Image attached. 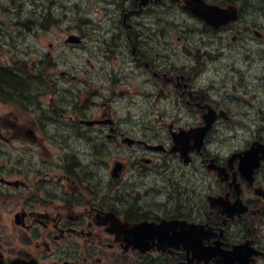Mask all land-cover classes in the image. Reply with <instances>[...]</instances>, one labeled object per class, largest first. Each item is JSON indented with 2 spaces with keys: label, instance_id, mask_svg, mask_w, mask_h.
<instances>
[{
  "label": "flooded vegetation",
  "instance_id": "flooded-vegetation-1",
  "mask_svg": "<svg viewBox=\"0 0 264 264\" xmlns=\"http://www.w3.org/2000/svg\"><path fill=\"white\" fill-rule=\"evenodd\" d=\"M102 1L112 10L79 33L81 73L13 80L0 98V264H264V160L249 183L231 159L249 139L216 142L231 118L264 116V82L239 87L264 67L244 74L222 53L264 41V0H205L237 8L241 23L217 29L185 12L195 0ZM100 73L106 88L91 84ZM214 115L183 155L179 131ZM250 131L264 141V122Z\"/></svg>",
  "mask_w": 264,
  "mask_h": 264
},
{
  "label": "rangeland",
  "instance_id": "rangeland-1",
  "mask_svg": "<svg viewBox=\"0 0 264 264\" xmlns=\"http://www.w3.org/2000/svg\"><path fill=\"white\" fill-rule=\"evenodd\" d=\"M18 2V4H23L21 6H18L17 10L15 11H10L9 9H5L3 10V8L7 5H9L11 10H14L13 6L10 3H15ZM52 2L49 3V0H2L0 2V62H4V63H10L11 59L14 60H19L22 57V54L24 53V55L26 56V60L30 61L33 59H37V54L33 53V50L28 48L27 46L23 47L22 45V41H23V37L19 36V34H17L16 28H15V23H17V21L19 19H21V17L24 15V11L26 10V8L28 7L27 4H29V6L32 7L33 10H36V12H40L42 8H44L46 11H48V9H50L52 12H57L59 13V9L65 10V7L62 8L63 2L60 0H51ZM70 8L71 10H81L84 11L85 9L88 8H92V7H98L99 9H101L102 11H105V13H107L109 10H112V6L109 5V3L106 1H102V0H72V2H70ZM33 6L35 8H33ZM98 12V11H97ZM57 28V27H56ZM58 29V28H57ZM260 31H262V29L258 28ZM11 34V35H10ZM60 33L58 32V35ZM27 41L29 43V45H36V47H40L42 49L48 50L50 47L49 45L52 43V46L55 47V39L53 38V36L50 33H45L40 35L39 38H35L33 36H28L27 37ZM260 45V43L256 40V38L254 37L253 34H250L248 37V46H251L254 48V46ZM54 49V48H53ZM262 50H259L257 53L253 54L254 55V64L252 69L250 70L249 67L246 68V66L248 65V61H245V66L242 64L237 63L238 69L239 71H243V73L245 74L246 71H248V75H254L256 76V74L258 73L256 68L259 64H264V49L261 48ZM121 49H117V57H118V61L115 64L116 68H119L121 71H123L122 73L128 71L126 70V66H127V61L124 62L125 60H127L128 58H124L126 55L124 53L120 52ZM243 49H238L236 52H239L241 54ZM246 51V50H244ZM76 49H72V48H68L67 51L64 53L63 57L65 58L64 60L58 61L57 62V66L54 68L55 69V76L53 77H57L60 78L62 77V74L65 72L70 73L71 75H76L77 73H81V71L83 70V67H81L82 63L85 62V58L80 59L79 55H77ZM43 56V55H42ZM74 56H76L74 58ZM93 57L98 59L99 61H101L104 65L105 68L104 70H106V65H107V60L105 58L102 57V55L100 53H96L93 54ZM261 58V59H260ZM91 62H93L95 65L93 66V68H90L92 71H96L98 69L97 67V62L95 61V59L91 58ZM115 62V60L110 61V65L113 66L112 64ZM100 65V64H99ZM121 65H124L121 67ZM114 67V66H113ZM108 69L110 70V67H108ZM45 72H47L45 77H48V73L50 72V70H46ZM78 77V76H77ZM262 79L261 78H252V80L250 81V78H243L242 80V84L239 87H243L244 89H246V82L252 84V85H257L258 83H262ZM124 84L120 85L119 87L121 88V90H124L125 92H133V90H131V87L129 86V79L126 77L124 80ZM132 83H134L132 81ZM135 83H139V79H136ZM58 84L62 87H66V84L64 82H58ZM91 84L94 85H98V86H102L101 88H106V84H105V79L104 76L102 75V73L98 74L95 78L91 79ZM50 87H52L50 85ZM147 88V87H146ZM142 90V88L140 89V87L136 88V90ZM51 94V93H49ZM49 94H47L43 99H40L42 104H48L50 101V98L52 95L49 96ZM245 97H249L248 94L245 95ZM116 98V97H115ZM114 98V99H115ZM118 107L119 105H123L125 104L123 97L118 96ZM8 104L6 103H2L0 101V117H4L1 114H5V111L8 109ZM132 111L134 110H138L140 108V106L137 104L136 107H131ZM49 130L50 126H49ZM230 135H234L233 138H228L227 136L223 135L226 140H220V147H227V146H232V145H237V144H241V142L243 141V139H253L255 138V135H257V132H253V131H245L244 127H238L236 126L234 129H232V132H230ZM261 134H264V132H261ZM236 135V136H235Z\"/></svg>",
  "mask_w": 264,
  "mask_h": 264
},
{
  "label": "water",
  "instance_id": "water-1",
  "mask_svg": "<svg viewBox=\"0 0 264 264\" xmlns=\"http://www.w3.org/2000/svg\"><path fill=\"white\" fill-rule=\"evenodd\" d=\"M224 11L225 10H222L220 12V15H221V13H224ZM213 15H218V14L214 13ZM206 21L209 22L208 20H206ZM211 22L212 23H222V21L219 19L212 20ZM202 136H203V131L200 134V139L202 138ZM244 155H246L244 158H242V157L240 158V164H241V166L243 165L242 168L246 167V170L248 173H251L254 168L258 167L259 161L262 158H264V144H261L258 141L253 142L251 144V147L244 152ZM248 163H250V164L247 165Z\"/></svg>",
  "mask_w": 264,
  "mask_h": 264
},
{
  "label": "trees",
  "instance_id": "trees-1",
  "mask_svg": "<svg viewBox=\"0 0 264 264\" xmlns=\"http://www.w3.org/2000/svg\"><path fill=\"white\" fill-rule=\"evenodd\" d=\"M1 73H2V68L0 67V78H3V75H2L3 73H2V74H1ZM3 84H4V83H3ZM3 86H4V85H3ZM7 86H8V85H7ZM0 87H1V86H0Z\"/></svg>",
  "mask_w": 264,
  "mask_h": 264
}]
</instances>
